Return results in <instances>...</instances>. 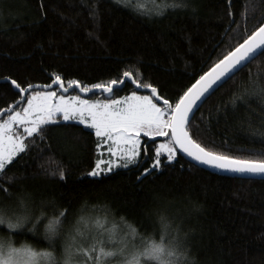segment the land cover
Listing matches in <instances>:
<instances>
[{
    "label": "trees",
    "instance_id": "1",
    "mask_svg": "<svg viewBox=\"0 0 264 264\" xmlns=\"http://www.w3.org/2000/svg\"><path fill=\"white\" fill-rule=\"evenodd\" d=\"M263 23L264 0H0V121L58 80L89 88L125 77L111 96L155 88L172 111ZM188 130L214 153L264 161V51ZM162 138L144 136L135 160L92 176L111 155L105 138L77 121L42 124L0 171L1 239L56 260L64 230L107 216L150 247L168 245L175 264H264V179L211 172L177 148L170 160Z\"/></svg>",
    "mask_w": 264,
    "mask_h": 264
},
{
    "label": "rangeland",
    "instance_id": "2",
    "mask_svg": "<svg viewBox=\"0 0 264 264\" xmlns=\"http://www.w3.org/2000/svg\"><path fill=\"white\" fill-rule=\"evenodd\" d=\"M124 82L122 77L81 88L78 83L66 86L58 80L55 88L32 92L0 121V171L23 150L25 135L58 118L82 123L105 138L111 155L98 163L90 172L92 176L135 160L144 136L163 137L158 152L174 159L177 153L170 134V105L161 103L163 98L155 88L151 94L132 91L111 96ZM135 82L137 87H146L139 80ZM72 86L80 91L65 94ZM164 235L174 241L173 235ZM60 236L64 238L56 260L51 252L9 245L0 237V264H175L168 245L150 247V241H143L132 229L107 216L84 217Z\"/></svg>",
    "mask_w": 264,
    "mask_h": 264
},
{
    "label": "water",
    "instance_id": "3",
    "mask_svg": "<svg viewBox=\"0 0 264 264\" xmlns=\"http://www.w3.org/2000/svg\"><path fill=\"white\" fill-rule=\"evenodd\" d=\"M263 51L264 23L200 76L173 107L170 134L179 153L190 162L222 175L264 179V161L237 159L214 153L196 142L188 130L194 114L206 99Z\"/></svg>",
    "mask_w": 264,
    "mask_h": 264
}]
</instances>
